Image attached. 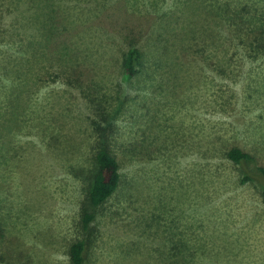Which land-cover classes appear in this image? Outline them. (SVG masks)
Masks as SVG:
<instances>
[{
	"label": "rangeland",
	"instance_id": "374dc122",
	"mask_svg": "<svg viewBox=\"0 0 264 264\" xmlns=\"http://www.w3.org/2000/svg\"><path fill=\"white\" fill-rule=\"evenodd\" d=\"M233 147L264 168V0H0V264H264Z\"/></svg>",
	"mask_w": 264,
	"mask_h": 264
},
{
	"label": "trees",
	"instance_id": "16d2710c",
	"mask_svg": "<svg viewBox=\"0 0 264 264\" xmlns=\"http://www.w3.org/2000/svg\"><path fill=\"white\" fill-rule=\"evenodd\" d=\"M141 54L135 47H130L123 59V70L127 75H134L140 63ZM227 157L238 165L244 176V180L255 182L261 188L264 200V168L251 167L253 158L240 149L233 147L227 152ZM97 170L92 179L89 198L92 205L97 206L108 199L118 188L120 182V167L117 159L109 152L100 149L95 156ZM92 219L91 215L86 216L85 223ZM84 244L75 242L69 248V258L72 264H82ZM3 261V257L0 256Z\"/></svg>",
	"mask_w": 264,
	"mask_h": 264
}]
</instances>
